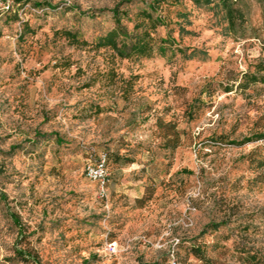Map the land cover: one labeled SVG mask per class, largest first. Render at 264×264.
Returning a JSON list of instances; mask_svg holds the SVG:
<instances>
[{
	"label": "rangeland",
	"instance_id": "rangeland-1",
	"mask_svg": "<svg viewBox=\"0 0 264 264\" xmlns=\"http://www.w3.org/2000/svg\"><path fill=\"white\" fill-rule=\"evenodd\" d=\"M155 1L34 0L43 10L0 17V264H36L23 248L38 264H208L194 247L241 264L235 242L262 247L264 84H238L264 75V0L234 2V31L213 4ZM147 4L162 19L151 57L93 48L113 8ZM162 38L175 42L164 54ZM157 119L175 125L176 149ZM92 150L111 156L103 198L84 175Z\"/></svg>",
	"mask_w": 264,
	"mask_h": 264
},
{
	"label": "trees",
	"instance_id": "trees-1",
	"mask_svg": "<svg viewBox=\"0 0 264 264\" xmlns=\"http://www.w3.org/2000/svg\"><path fill=\"white\" fill-rule=\"evenodd\" d=\"M163 1H175L178 0H156L154 4H160ZM237 0H192L195 5H200L204 3L206 5L213 4V7H219L224 13L225 21L227 27L230 31H234L237 26L244 25V15L240 9L235 7L234 2ZM28 1L18 2L27 4ZM34 9L37 11L43 10L42 3H33ZM112 18L114 20V27L110 29L107 33L99 36L93 43V48L97 51L104 50L110 51L112 54V59L118 60H130L134 57H145L149 58L153 55L156 49V40L154 38V31L162 26V19L156 18L153 11V7L147 4L145 9L139 10L135 13L133 17L125 10H122L121 5H117L111 10ZM7 15L17 19L18 14L12 12H0V17ZM127 24H131L132 28L129 29ZM64 37L72 45H80L84 47H89V43L86 41H80L77 36L72 32H64ZM169 42L174 45V40L169 38H162L159 40V46L157 50L162 54L165 53V46ZM259 73H264V65L261 66ZM123 87L120 90V95L123 99H128L127 88L129 87L130 80H123ZM262 83L264 84V75L257 76V74L246 75L245 78L238 84L240 88L247 87L249 84ZM226 92H230L229 88L225 89ZM101 108L96 107V113H100ZM156 126L161 131V137L164 141V147L166 149L174 150L179 146L180 136L176 131V127L172 122L163 123L159 119L156 120ZM223 136H220L222 138ZM58 140V139H57ZM258 140L264 141V132L258 136ZM108 156L109 163L111 161V156L105 151ZM118 154H115V162L119 161ZM127 164H132V160L129 158H124ZM11 221L17 227L19 226L18 216L15 213L10 214ZM223 225V224H222ZM221 224L207 225L206 229L213 227V230H217L222 226ZM250 241V238L248 239ZM241 245V246H238ZM234 248L236 252V259L241 264H264V242L261 248L254 249L251 246H245L242 244L234 243ZM193 255L200 261H208V264H218L216 260H207L206 257L200 252L198 247L193 248ZM25 248L17 250L15 255L18 256L21 261H32L38 264L35 259V254H31ZM169 262V261H168Z\"/></svg>",
	"mask_w": 264,
	"mask_h": 264
},
{
	"label": "built area",
	"instance_id": "built-area-1",
	"mask_svg": "<svg viewBox=\"0 0 264 264\" xmlns=\"http://www.w3.org/2000/svg\"><path fill=\"white\" fill-rule=\"evenodd\" d=\"M24 0H0V12H12L21 16L25 10L37 11L33 7L34 0H26L27 4L21 5ZM84 175L87 180L95 183L101 198L106 196V190L109 182V159L104 151H91L90 156L84 167ZM168 264H180L175 257H171Z\"/></svg>",
	"mask_w": 264,
	"mask_h": 264
}]
</instances>
